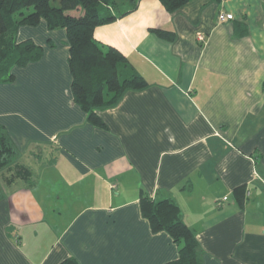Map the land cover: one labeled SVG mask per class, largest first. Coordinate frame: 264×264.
<instances>
[{
	"label": "crops",
	"instance_id": "obj_1",
	"mask_svg": "<svg viewBox=\"0 0 264 264\" xmlns=\"http://www.w3.org/2000/svg\"><path fill=\"white\" fill-rule=\"evenodd\" d=\"M94 36L150 83L99 109L103 127L73 100L65 29H17L42 55L0 82V124L35 183L1 184L0 264L176 259L141 214L142 190L178 204L203 264H264V0H189L174 13L140 0Z\"/></svg>",
	"mask_w": 264,
	"mask_h": 264
},
{
	"label": "trees",
	"instance_id": "obj_2",
	"mask_svg": "<svg viewBox=\"0 0 264 264\" xmlns=\"http://www.w3.org/2000/svg\"><path fill=\"white\" fill-rule=\"evenodd\" d=\"M174 13L189 0H159ZM140 0H0V82H12V68L40 59L42 47L31 39L16 40L23 25L44 20L49 29H65L69 45L68 66L72 77L73 100L96 126L104 122L97 111L116 105L127 91H140L150 83L117 48L98 41L97 26L134 11ZM161 38L173 41L175 32L155 28ZM19 151L0 124V177L4 183L21 179L33 185V170L19 158ZM0 181V188H1ZM241 204L244 186L234 189ZM142 216L153 232L166 231L178 246V257L163 264H203V249L195 232L183 220L178 204L169 198L155 199L142 190L139 197ZM60 264H76L66 259Z\"/></svg>",
	"mask_w": 264,
	"mask_h": 264
},
{
	"label": "built area",
	"instance_id": "obj_3",
	"mask_svg": "<svg viewBox=\"0 0 264 264\" xmlns=\"http://www.w3.org/2000/svg\"><path fill=\"white\" fill-rule=\"evenodd\" d=\"M217 17H218V20L220 22H225V21H229V20L233 19V14L231 12H226L224 10H220L218 12ZM197 38L199 40H203V35L202 34H198ZM226 199H227V197L223 196L221 200H218L217 201L218 206L221 204V201H225Z\"/></svg>",
	"mask_w": 264,
	"mask_h": 264
},
{
	"label": "rangeland",
	"instance_id": "obj_4",
	"mask_svg": "<svg viewBox=\"0 0 264 264\" xmlns=\"http://www.w3.org/2000/svg\"><path fill=\"white\" fill-rule=\"evenodd\" d=\"M0 181H1V183H4V180L0 177ZM48 208H49V206H48Z\"/></svg>",
	"mask_w": 264,
	"mask_h": 264
}]
</instances>
